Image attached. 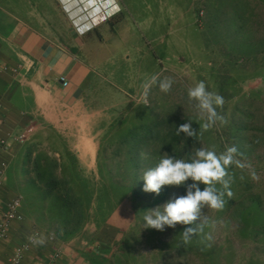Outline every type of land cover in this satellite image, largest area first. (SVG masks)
Returning <instances> with one entry per match:
<instances>
[{
    "label": "rangeland",
    "instance_id": "1",
    "mask_svg": "<svg viewBox=\"0 0 264 264\" xmlns=\"http://www.w3.org/2000/svg\"><path fill=\"white\" fill-rule=\"evenodd\" d=\"M32 1L47 6L55 2ZM217 1L119 0L115 14L81 37L79 57L90 66L93 78L72 112L59 113L65 120L56 128L62 137L50 136L51 131L43 129L33 138L40 142L33 156L41 153L45 160H56L68 177L76 169L84 174L93 172L94 177L101 174L109 185L114 184L116 191H120L117 181L129 180L128 168L141 167L142 173L148 169L155 158L153 153L161 149L157 135L173 130L176 120H191L192 127L202 133L192 137L193 143L181 139L182 155L174 154L178 159H185L189 153L193 158L200 147L218 154L227 147H236L234 156L239 164L234 163L229 172L233 195L225 197V201H233L230 210L203 209L204 231L187 244L176 240V235L182 237L185 225L166 226L163 231L142 227L144 211L140 210L139 200H145L150 192L141 193L136 201L124 199L119 208L122 223L116 225L121 234L117 245L125 246L128 255L135 256L130 259L136 264H264L263 56L260 52L256 57L240 52L239 45L246 39L237 32V25L233 27L229 14L214 8ZM58 2V15L67 18L68 11L62 9V14V2ZM249 8L254 23L249 29L256 39L264 37L260 4L251 0ZM200 9L204 10L201 18ZM157 73L161 78L173 79L172 89L165 93L153 86L145 104L142 86ZM201 80L210 91L224 97V104L217 108L223 122L218 121L206 131L200 128L205 118L196 102L187 96V90ZM50 111L47 104L46 112ZM161 127L164 131L159 133ZM163 136L166 141L170 138ZM24 140L19 141L24 150V166L19 164L18 155L8 166L4 182L15 193H22L23 202L41 208L38 200L32 199L34 185L27 164L32 139L26 136ZM101 152H106L104 160ZM114 152L120 153V159L114 157ZM118 162L123 166L121 171L116 168ZM133 174L129 172L128 183L135 181ZM139 181L143 182L142 175ZM127 185L123 189L129 192L130 184ZM177 187L170 186L167 199L177 194ZM238 192L244 193L237 201ZM251 199L252 205L242 213L238 204L247 205ZM114 213L116 218L117 212ZM132 214L138 222L132 221ZM84 236L87 240L88 236ZM122 253L127 255L125 250Z\"/></svg>",
    "mask_w": 264,
    "mask_h": 264
},
{
    "label": "crops",
    "instance_id": "2",
    "mask_svg": "<svg viewBox=\"0 0 264 264\" xmlns=\"http://www.w3.org/2000/svg\"><path fill=\"white\" fill-rule=\"evenodd\" d=\"M54 1L47 6L32 0H0V162H6L0 185V220L8 202L21 196L17 209L21 218L10 220L5 236L0 237V264H7L16 247L31 236L29 248L18 264H90L81 254L88 246L86 241L81 244L80 236L63 239L45 212L23 202L22 193H15L4 182L8 166L18 155L19 164L24 166V150L16 138L30 129L27 136L32 139V157L40 145L33 138L41 130L51 131L50 136L60 139L56 128L63 119L59 113L72 112L93 78L92 69L79 57L81 37L105 17L89 20L100 9L91 8L93 0H61V10L68 11L64 18L58 15V0ZM83 21L85 32L79 27ZM60 75L67 78L68 86H62ZM47 104L51 106L50 114L46 112Z\"/></svg>",
    "mask_w": 264,
    "mask_h": 264
},
{
    "label": "trees",
    "instance_id": "3",
    "mask_svg": "<svg viewBox=\"0 0 264 264\" xmlns=\"http://www.w3.org/2000/svg\"><path fill=\"white\" fill-rule=\"evenodd\" d=\"M250 1L251 0H218L214 8L218 7L223 14H229L233 27L237 25V32L246 39L245 43L239 45L240 52L249 56L260 52L262 53L264 62V37L256 39L253 34L254 31L249 29V27L251 26L252 28L254 24L250 16L251 12L249 11ZM256 2L261 6L262 21L264 23V0H256ZM217 23L220 24L218 21ZM182 123H185V120H176L173 130H170L169 133H164L165 135H169L170 138L168 141L165 140L164 134L157 135L158 140H160L158 144L161 146V149L170 155L175 154L177 157L182 155L179 146L182 138L185 142H194L192 137L186 138L183 133L180 135L176 134V128ZM161 131H164L162 127L159 133H162ZM161 149L153 153L155 157L154 161L152 164H149L147 168L154 167L156 163H158L160 157L164 155ZM119 154V152H114V157L119 158ZM31 155L32 151L29 150L27 164L30 170L31 182L34 185L32 199L34 201L38 200L39 206L41 207L39 209L47 214L50 222L56 226L55 230L57 233H59L63 239L80 236L82 240L86 241L88 246H85L81 250V254L90 264H136L131 261L130 258L133 255H128L130 252L128 253L125 246H120V248L119 245H117L121 234H119L120 227L116 225L119 224L120 226V223H122L120 221L121 214L119 208L123 205L124 199H126V201L128 199L136 201V198H138L141 193H145L143 190L144 181H139L141 175H143L140 171L141 167L128 168L126 177L129 180L117 181L120 184L118 185L120 186L118 187L120 191H116V189L113 188L114 184L113 186L109 185L104 181L105 179L101 174L97 173L96 177H94L95 175L93 172L91 174H84L80 173L79 169H76L73 176L68 177V175L63 174L64 170L58 167L56 160H45V156L41 153H37L33 157ZM101 155L103 160L107 157L106 152H101ZM189 158L190 153L185 155L186 160ZM116 164L117 170L121 171L123 166L121 167L119 162ZM231 171L232 169L230 167L229 172L231 173ZM129 172L130 175L133 173V175L136 174V179L133 183H128L131 181ZM127 184H130L128 187L129 192L123 189ZM201 187H203V185H201ZM230 187L232 189L234 184L231 183ZM169 191L170 186L166 185L162 186V191L159 195L150 192L145 200H139V204H141L140 210L145 212L148 208L165 202ZM127 192L130 194V197H128ZM176 192L177 194H184L185 186H178ZM243 193L238 192L236 196L237 201ZM253 200L254 199H251L247 205L243 202L238 204L239 208L243 209L242 213H245V210L252 205L251 202ZM127 203L129 204L130 202ZM232 203V200L225 201L224 209L226 211L230 210ZM114 212H117L116 218L114 217ZM135 212H137V210L133 213ZM130 218H132L134 222L137 220L134 215ZM107 223H111L109 227H107ZM182 226V224H178L177 228H181ZM84 235L88 236L87 240ZM172 239L173 237L169 241L171 242ZM176 240H180L179 243L184 245L181 237L176 235ZM123 250L127 252L129 257L123 255ZM134 260L136 261V259Z\"/></svg>",
    "mask_w": 264,
    "mask_h": 264
},
{
    "label": "clouds",
    "instance_id": "4",
    "mask_svg": "<svg viewBox=\"0 0 264 264\" xmlns=\"http://www.w3.org/2000/svg\"><path fill=\"white\" fill-rule=\"evenodd\" d=\"M103 7L105 19L115 14L119 9V0H105ZM117 6L115 10L114 7ZM109 13V14H108ZM87 21V20H86ZM86 21L82 23L86 25ZM99 23V22H98ZM85 32V31H84ZM173 79L161 78L153 74L144 84L142 92L143 103H148V96L153 86H158L162 92H169L173 86ZM189 100L195 101L205 122L200 125L204 131L214 126L218 121L223 122L224 117L217 111L224 104V97L210 91L206 82L201 80L187 90ZM184 134L186 138H196L202 133L192 127L188 120L176 128V134ZM235 146L227 147L224 152L203 147L195 151L194 157L178 159L175 155H163L154 167L148 168L142 175L143 190L159 195L162 186H185L184 194H173L165 202L142 215V227L165 230L167 227L175 228L177 224L185 225L182 232V242L187 244L193 237L204 231L201 213L205 208L222 209L225 197L233 195L231 191L232 177L229 168L239 164L234 154ZM191 179V183H187ZM203 185V187H201ZM207 239H211L208 235Z\"/></svg>",
    "mask_w": 264,
    "mask_h": 264
},
{
    "label": "built area",
    "instance_id": "5",
    "mask_svg": "<svg viewBox=\"0 0 264 264\" xmlns=\"http://www.w3.org/2000/svg\"><path fill=\"white\" fill-rule=\"evenodd\" d=\"M95 2L93 3V5L91 6L94 7V6H97L99 9V11L97 13H95L93 16H91L89 18L90 21H95V18H97V21H98V18L99 17H106V15L104 14V10H103V7L101 8V6L103 5V3L105 2V0H94ZM204 14V10L203 9H200L198 11V16L201 18ZM102 15V16H101ZM99 16V17H98ZM99 22V21H98ZM80 29H81V32H84L82 31V29H84V24L81 23L79 25ZM59 80L62 84L63 87H66L68 86L69 84V81L67 80V78L63 75H60L59 76ZM30 131V129H29ZM25 132V133H22L20 134L16 139L18 141H23L24 138L27 136V133L29 132ZM1 143H4L3 140H1ZM6 167V162L4 161H1L0 162V185L2 183V178H3V174H4V169ZM21 204V196H16L14 198H12L8 204H7V208L5 210V213H4V218L2 220H0V237H3L5 236V233H6V227L8 226L10 220L14 219V218H21L20 214L17 212V209L18 207L20 206ZM33 235H37V233L33 234ZM33 239V236H31L29 239H28V242L26 243H23L21 245H18L15 249V254L12 258L9 259V261L7 262V264H18L20 262V259L22 257V254L24 253V251H26L28 248H29V244L30 242L32 241ZM58 255V254H55V256Z\"/></svg>",
    "mask_w": 264,
    "mask_h": 264
},
{
    "label": "bare ground",
    "instance_id": "6",
    "mask_svg": "<svg viewBox=\"0 0 264 264\" xmlns=\"http://www.w3.org/2000/svg\"><path fill=\"white\" fill-rule=\"evenodd\" d=\"M81 3V2H80ZM82 5V4H81ZM80 9H78L77 11H79ZM85 18V17H84ZM83 19V18H82ZM87 19V18H86Z\"/></svg>",
    "mask_w": 264,
    "mask_h": 264
}]
</instances>
